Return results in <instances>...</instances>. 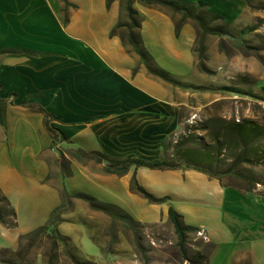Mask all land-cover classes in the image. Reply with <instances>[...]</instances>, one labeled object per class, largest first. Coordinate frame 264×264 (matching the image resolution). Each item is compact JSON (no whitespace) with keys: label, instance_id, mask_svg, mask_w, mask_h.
I'll return each mask as SVG.
<instances>
[{"label":"crops","instance_id":"0c3cea01","mask_svg":"<svg viewBox=\"0 0 264 264\" xmlns=\"http://www.w3.org/2000/svg\"><path fill=\"white\" fill-rule=\"evenodd\" d=\"M67 1L65 12L63 0H0V49L22 50L0 54V98L5 99L0 104V189L15 209L16 221L21 208L33 212L34 220L40 209V220L48 221L63 201V190L92 195L73 183L75 172L90 184L109 187H116L122 176L127 179V204L92 196L123 210L131 204L153 208L158 211L153 222L168 220L171 204L184 223L203 230L213 243L206 264H264V188L259 182L232 174L210 177L191 168L138 167V182L166 198L150 203L130 189L133 167L119 176L105 172L103 163L57 151L80 148L115 157L169 158L170 140L191 113L217 108L225 118L256 119L264 108V45L248 39L257 31V12L244 0H200L222 17L218 21L228 30L207 35L206 72L197 68L194 22H184L176 34L179 15L174 18L134 0L143 17L142 45L156 66L169 72L172 80H166L149 72L132 47L110 35L120 0ZM39 107L51 115L49 125L66 137H58L53 147ZM62 158L70 173L62 172ZM135 219L146 222L139 215ZM69 223H79L90 237L84 222ZM0 228L9 227L0 223ZM72 241L81 247L76 237ZM111 261L120 259L104 256L99 248L96 263Z\"/></svg>","mask_w":264,"mask_h":264},{"label":"trees","instance_id":"16d2710c","mask_svg":"<svg viewBox=\"0 0 264 264\" xmlns=\"http://www.w3.org/2000/svg\"><path fill=\"white\" fill-rule=\"evenodd\" d=\"M65 3V12L67 10L68 1L63 0ZM111 0H107L109 3ZM140 3L149 6L157 7L166 12H169L172 17L178 18L175 22L176 34L179 33L182 24L188 20L193 21L197 28L196 38L193 46V51L197 57V68L201 71L208 72L204 60H205V39L207 35H222L228 34L226 23H217L222 17L216 13L211 12L206 3L198 0L196 2H188L185 0H138ZM246 5L251 6V0H244ZM134 0L120 1V13L118 22L110 31L111 36H118L124 45L132 47V49L140 57V61L146 65L149 72L158 75L159 77L172 80L169 72L156 66L154 58L144 49L140 38L139 29L143 20L142 15L134 8ZM124 16V19L122 18ZM66 15H65V19ZM243 44V43H242ZM244 45V44H243ZM220 47H223L220 42ZM246 48H251L245 46ZM17 48H3L0 49V54L19 52ZM5 103V99L0 98V104ZM39 111L44 114V124L47 131L52 136L51 147L55 144L58 137L61 139L66 138L63 133L49 125L51 115L43 108L39 107ZM210 128L213 144L209 147H205L202 144H193L198 140L196 134H192L193 129H205ZM185 134L174 142L173 154L171 157L156 158L153 160H144L130 154L125 157H115L106 154L102 151H85L83 149H68L67 153L71 157H74L80 161L94 160L98 163H103V170L107 173H114L116 175L126 174L130 168H134L131 180L130 189L141 195L150 203H159L166 200L165 197H156L151 192L147 191L137 180L135 169L138 167H147L152 169H196L198 171L206 173L210 177L221 178L223 173L231 172V167H236L241 163L254 164L264 163V148L261 145V141L264 138V126L253 118H243L235 120L233 118H225L221 116L210 117L207 122L199 120L196 124L184 126ZM189 144V145H187ZM233 151L231 157V166L224 169L212 171L210 167L215 163L217 165V158L223 151ZM235 151V152H234ZM63 155L62 151H60ZM234 175L249 180L247 175L242 172L232 170ZM253 182L257 180L251 179ZM62 203L55 207L51 213L46 224L40 225L29 232L22 233L18 236V248L12 250L6 248L2 251L13 253L17 256H21L22 242L25 240H31L32 236L46 235L49 233V238L53 241V248L56 250L58 244H64V246L72 243L70 236L58 231V224L64 221L62 214L66 212V205L70 199L78 198L86 201L91 209L103 211L110 215L112 219H119L126 226H136L141 222L136 220L131 214L120 208L116 204L103 202L96 199L94 196L87 193L76 192L69 193L66 190L62 191ZM0 223L6 225L9 228H14L17 225L16 211L10 204L7 197L2 193L0 189ZM9 217V219H8ZM168 221L172 224L174 232L177 236V244L180 250L184 251V245L187 242L189 234L199 230L197 227L184 223L182 215L175 210L170 204L168 207ZM143 225V224H141ZM90 238L94 240L93 236ZM96 243V241H95ZM97 244V243H96ZM208 245L213 248V243L209 241ZM73 246H75L73 244ZM99 246V245H98ZM76 250V247H75ZM67 254L71 257L75 264H93L89 259H83L78 254H73L67 251ZM53 258L55 253L52 254ZM185 259L195 262L194 259L189 258L184 252ZM53 258L49 261V264H55Z\"/></svg>","mask_w":264,"mask_h":264},{"label":"rangeland","instance_id":"374dc122","mask_svg":"<svg viewBox=\"0 0 264 264\" xmlns=\"http://www.w3.org/2000/svg\"><path fill=\"white\" fill-rule=\"evenodd\" d=\"M248 8L257 12L253 24L254 27H257V31L251 33L248 40L250 42H257L262 47L264 45V0H251V6H248ZM122 18L124 19V16ZM217 23H220V21H217ZM252 29L253 28H251L250 31ZM234 49L239 50L240 48L235 46ZM213 116L223 117L220 111L214 108L208 113L199 112L196 117V122L203 120V122L206 123L207 120ZM255 120L264 126V108H259ZM196 122L192 125L196 124ZM185 124V121H183L179 130H182ZM191 132L198 136V140L193 144H202L205 147H209L210 144H213L210 128L193 129ZM177 139H179V137ZM173 144L174 141L171 138L170 145L172 146ZM261 145L264 148V138L261 141ZM62 150L67 152L68 149H57L59 156H62L60 153ZM223 152L224 153L220 154L217 158V165L214 163L210 167L212 171H216L217 169L222 171L231 166V155L233 151L226 150ZM62 165V172L66 174L71 172L69 163L65 158H62ZM233 169L234 172H242L249 178L257 180L261 185L260 187L264 188V163H241L236 167H231V172H225L222 175H234L232 172ZM145 170H147V168H145ZM234 176L238 178V176ZM118 178L116 187H109V185L103 183L99 185L90 184L86 182L78 172H75L73 183L77 185L78 189L88 192L100 200L119 205H121V202H126L127 204V186L125 185L127 179L122 176ZM67 185L69 184L64 182V186L67 187ZM137 196L142 198L138 194ZM80 203H86L87 208H81ZM0 205H3V203ZM66 208L67 210L62 216L64 217V221L67 222L63 223L62 226H59V229H57L66 235H70L72 239L76 237L81 247L72 241V243H69L67 246L58 244L55 250L53 248V241L49 238L48 233L46 235L32 236L31 240L23 241L21 256L2 251L6 248L16 250L19 246L17 239L20 234L47 222V219L40 220V209L37 211L38 219L34 220L33 212L26 208H21V218L19 221L17 219L16 227L0 228V264H49V261L53 258V253H55L53 258L55 264H75L69 254H67V251L78 254L83 259L87 258L93 264H97L96 259L99 254V248L104 256L111 254L114 259H120V262L111 261L108 264H206L213 249L208 245L209 239L199 236L196 232H192L189 234L187 242L184 245V251L182 252L178 247V239L172 224L168 220L153 222L158 217V211L153 208L145 209L140 205L131 204V209H129V207L125 209L134 218L139 215V217L143 219L142 221H146H140L141 223L136 226H126L121 220H114L103 211L91 209L88 203L82 199H70ZM80 221L84 222L87 231L93 236L99 246L94 243L95 241L93 242L90 239L89 235L82 227H79L81 226L79 223L78 225L69 223ZM73 244L75 246H73ZM184 252L189 258L194 259L195 262L192 263V261L185 259Z\"/></svg>","mask_w":264,"mask_h":264},{"label":"built area","instance_id":"2783aa9c","mask_svg":"<svg viewBox=\"0 0 264 264\" xmlns=\"http://www.w3.org/2000/svg\"><path fill=\"white\" fill-rule=\"evenodd\" d=\"M198 116V114L196 112L194 113H191L185 120V123L188 124L189 126H191L193 123L196 122V117ZM185 124V125H186ZM183 134H185V130L184 128L182 130H178L177 132H175L172 136V139L174 142H176L178 139V137L180 138V136H182ZM196 233L199 235V236H202L204 238L207 239V236L205 235L204 231L199 229L196 231Z\"/></svg>","mask_w":264,"mask_h":264}]
</instances>
